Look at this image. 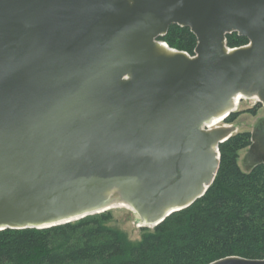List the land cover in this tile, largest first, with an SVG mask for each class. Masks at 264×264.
Returning <instances> with one entry per match:
<instances>
[{
  "label": "water",
  "instance_id": "95a60500",
  "mask_svg": "<svg viewBox=\"0 0 264 264\" xmlns=\"http://www.w3.org/2000/svg\"><path fill=\"white\" fill-rule=\"evenodd\" d=\"M238 95L264 107V0H0V231L121 205L156 227L213 183ZM248 148L264 164V123Z\"/></svg>",
  "mask_w": 264,
  "mask_h": 264
},
{
  "label": "trees",
  "instance_id": "16d2710c",
  "mask_svg": "<svg viewBox=\"0 0 264 264\" xmlns=\"http://www.w3.org/2000/svg\"><path fill=\"white\" fill-rule=\"evenodd\" d=\"M158 40L191 56L197 43L189 28L177 25ZM225 42L237 48L248 41L232 33ZM256 108L249 113L254 115ZM238 114L231 113L224 123H233ZM250 144L249 132L220 144L218 171L203 197L151 231L142 228L138 242L128 243L107 227V211L47 229L0 231V264H209L230 256L262 260L264 164L247 172L238 165L239 152Z\"/></svg>",
  "mask_w": 264,
  "mask_h": 264
},
{
  "label": "rangeland",
  "instance_id": "374dc122",
  "mask_svg": "<svg viewBox=\"0 0 264 264\" xmlns=\"http://www.w3.org/2000/svg\"><path fill=\"white\" fill-rule=\"evenodd\" d=\"M258 104L256 101H240L236 110L239 112L237 119L231 124L225 123L233 128V135L239 132H249L252 135L257 127L264 123V107ZM254 108L256 111L252 115L249 111ZM254 164V157L250 154L249 148L239 152L238 165L243 172H247ZM109 213L111 219L106 223L107 227L121 234L128 243H135L141 239L143 230L136 225V216L130 210L116 208L109 210ZM151 229L148 230L151 231Z\"/></svg>",
  "mask_w": 264,
  "mask_h": 264
},
{
  "label": "bare ground",
  "instance_id": "6f19581e",
  "mask_svg": "<svg viewBox=\"0 0 264 264\" xmlns=\"http://www.w3.org/2000/svg\"><path fill=\"white\" fill-rule=\"evenodd\" d=\"M250 99H251L252 102L255 101V98H250ZM241 100H247V101H249V98H246V97H243V96H240V95L234 97L233 98V103H234L233 111L234 112H236V110H237V108H238ZM220 126H225L224 123H223V121H222V116L213 118L211 120V122H209V124H208L207 127L208 128H215V127H220ZM116 208H125L127 210H130L127 205H121V206H118ZM116 208H113V209H116Z\"/></svg>",
  "mask_w": 264,
  "mask_h": 264
},
{
  "label": "flooded vegetation",
  "instance_id": "af4514ba",
  "mask_svg": "<svg viewBox=\"0 0 264 264\" xmlns=\"http://www.w3.org/2000/svg\"><path fill=\"white\" fill-rule=\"evenodd\" d=\"M248 43V42H247Z\"/></svg>",
  "mask_w": 264,
  "mask_h": 264
}]
</instances>
